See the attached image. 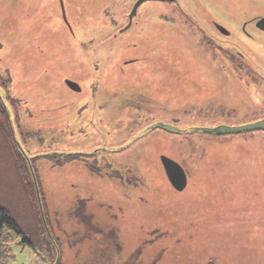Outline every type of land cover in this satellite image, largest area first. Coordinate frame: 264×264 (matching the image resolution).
Segmentation results:
<instances>
[{
	"label": "rangeland",
	"instance_id": "1",
	"mask_svg": "<svg viewBox=\"0 0 264 264\" xmlns=\"http://www.w3.org/2000/svg\"><path fill=\"white\" fill-rule=\"evenodd\" d=\"M136 1L63 0L69 34L59 0H0V91L7 106L0 206L21 229L35 231L9 136L37 179L60 264H264V132L217 137L150 129L239 127L264 117V86L257 85L264 34L254 33L255 42L240 35V21L258 14L260 3L146 1L132 26L118 32ZM216 16L232 32L217 42L248 61L241 72L221 66L210 51L206 27ZM252 71L258 81L246 77ZM95 147L124 149L98 157L116 176L90 175L92 161L62 157ZM161 156L187 172L182 192L171 190ZM86 225L114 239L107 250L84 249ZM30 240L29 233L6 230L0 262L50 264Z\"/></svg>",
	"mask_w": 264,
	"mask_h": 264
},
{
	"label": "flooded vegetation",
	"instance_id": "2",
	"mask_svg": "<svg viewBox=\"0 0 264 264\" xmlns=\"http://www.w3.org/2000/svg\"><path fill=\"white\" fill-rule=\"evenodd\" d=\"M178 1L179 0H176V2H173V3H178ZM209 1L213 2V0H209ZM253 1H257V2L260 3L259 13L256 14V15H251L250 17L244 18L243 20L240 21V22H242L241 23V28H240V35L242 33L241 37H243V38H245V39H247V40H249L251 42H255L254 41L255 40L254 33L262 34V35L264 34L261 30H259L256 27L257 22H259L261 20H264V14L260 15V13H264V0H253ZM63 5H64V2H63ZM59 7H60V2H59ZM60 13H61V8H60ZM236 13H237V11L235 12V14ZM60 19H61V22L65 24V26H66L65 28L68 31V33L71 34L72 33L71 26H70V24L68 22L67 17H66V19H67V22H68L70 28L65 23V21L63 19V16H62V13H61ZM213 19H216V20H212L210 22V27L207 25L208 28L206 27V29L210 32V34H211V36L213 38V41L212 42H208V45L210 47V51L217 53V55H213V57L215 58L216 62L219 63L221 66H224V65H229L230 66V64H233L234 66H237V67L240 66V67H244L245 68V66L248 64V61L243 60L245 58V56L243 55L242 52L238 53V52H234L232 50L227 51L226 48H223V46L220 45L217 42V40L215 39L216 36L220 37V38L231 37L232 36V32H230L226 27H224L220 23H218L217 16H216V18H213ZM126 25H124L121 28H119L118 32L121 31ZM226 45L231 46L230 41L227 40L226 41ZM229 48L232 49V47H229ZM132 61H133V59L132 60L129 59V60L124 61V63H126V62L130 63ZM252 73L253 74H250V75L246 74L247 75L246 77L257 81L259 79L258 75L255 74L254 72H252ZM236 76L238 77V79L239 78L242 79V77H241L242 75L238 74ZM123 150H124L123 148L119 149V150H113V149H108V148H105V147H95L93 149H90L88 153L77 152L75 154H68L67 156H62V157H66V158L67 157L68 158L69 157H78V158H80V160H86L88 162L92 161L93 164H88L89 165V169H91V171L87 168L86 163H88V162L83 163L85 165V167L89 170L88 172H89L90 175L98 176V174L102 173L101 171H104L106 173H110V174L115 175V173H119V172L116 171V169H114V167L112 165L108 164L107 162H105L103 160H99L98 161V157L99 156L105 157L108 154L117 153L119 151L121 152ZM186 175H187V186H188L190 179L188 177L187 172H186ZM114 178H116V177H114ZM170 188H171L172 191L174 190L171 186H170ZM82 214H83V212L81 211L80 215L82 216ZM50 223L52 225V222H50ZM90 223H94V222H89L87 224H90ZM100 230L103 231V228L97 229V228H94L93 225H86L84 227L82 235L79 237V240L80 239H84L85 240L84 243H86V244H85V248L84 249L90 248L92 246H99V244L102 243V239H104V238L100 237L99 234L97 235V233H99ZM87 233H89L90 236L86 235ZM93 236L96 237L95 238V239H97L96 241L94 239H88V238H93ZM103 249L106 250V247L103 248Z\"/></svg>",
	"mask_w": 264,
	"mask_h": 264
},
{
	"label": "water",
	"instance_id": "3",
	"mask_svg": "<svg viewBox=\"0 0 264 264\" xmlns=\"http://www.w3.org/2000/svg\"><path fill=\"white\" fill-rule=\"evenodd\" d=\"M146 1L147 2L148 1H157V2H161V3L176 2V0H137L136 3L133 5L132 10L128 16L129 22H128L127 26L123 30H121L120 33H122L123 31H125L126 29H128L131 26L133 18L137 15L138 8L141 6L142 3L146 2ZM59 2H60V6H61V13H62L63 19H64L65 23L67 24V26L70 28V26L67 22V19L65 18V10H64V6H63V1L59 0ZM256 27L264 33V20L257 22ZM66 86L73 92H76V93L80 92L79 86L75 83L66 81ZM0 103L3 107V110H4L5 115H6L7 106H5V104H4V100L2 97L1 91H0ZM150 129L151 130L161 129V130H164L170 134H175V135L186 134V133L196 131V132H201V133L206 134V135H215L217 137H222V136L239 135V134H245V133H250V132L264 131V118L260 119L258 121H255L253 123H250V124H247L244 126H239V127H229V126L219 125L215 128H201V129L189 128L186 130H178V129L170 126V125L154 124L153 126L150 127ZM16 146L19 149L20 155L22 156L24 161L26 163H29L27 161V157L25 156L22 149L19 148L18 145H16ZM160 163L162 165L163 171H164L166 178L169 181L171 187L177 192H182L187 186V177H186V174H185L184 170L182 169V167L178 163H176L175 161H173L167 157H162V156L160 157ZM30 172L32 173L33 171L31 170ZM32 174H34V172ZM32 178L34 180V184H35V188H36L37 201H38V206H39L40 212H41L43 228L47 232V234H49L47 224L44 220V214H43V211L41 209V199L39 196V188H38V185L36 182V178H35V176H33ZM56 251H57V257H56L54 264H59V261H60L59 255L60 254H59V251L57 249H56Z\"/></svg>",
	"mask_w": 264,
	"mask_h": 264
},
{
	"label": "trees",
	"instance_id": "4",
	"mask_svg": "<svg viewBox=\"0 0 264 264\" xmlns=\"http://www.w3.org/2000/svg\"><path fill=\"white\" fill-rule=\"evenodd\" d=\"M233 67L235 70L240 71V72L243 69H245L244 67H240V66L237 67V66L233 65ZM0 81H2L1 77H0ZM0 85L2 87L4 86V84L2 82H0ZM257 85L259 87H263L264 81L259 80L257 82ZM5 119H6V117L4 115V112L2 111V107L0 104V122L3 123L4 127L6 124ZM186 134H189V133H186ZM7 139L10 143L11 148H12L11 154L15 160L16 166L18 167L21 184L23 185V187L25 189L28 202L31 204V208L34 212L35 220L37 221V227H36L35 231L32 229V227H30L31 229L24 231L17 224V222H15L13 220L10 213L6 209H4L3 207L0 206V248L2 247V238H3V234L6 230L11 231L12 233H14L16 235H21V236L29 233V235L31 236V240L28 243L26 241L25 242L35 251L39 250V252L50 262V264H54L56 257H57L56 249L58 250V246H55V245L53 246V243L51 242L52 225L47 220L46 224H47L48 231H49V234H47V232L43 228V223L41 222V220H42L40 217L41 212H40V208L38 206L34 180L31 177V175H29V169L25 165L26 162L24 161L22 156L18 154V151L15 150V148L12 146V142H10L9 136L7 137ZM36 182H37V179H36ZM39 196L41 199V209L43 211L45 218L47 219V215L45 214L46 207L44 205V201H43V198H42V195L40 192H39ZM112 240H114V239L110 238V239H107V241L102 239V243L99 244V249L105 251V249H103V248L106 247V250H107L108 244L111 243ZM0 255H1V251H0ZM0 264H2V263L0 262ZM104 264H106V263H104ZM125 264H134V263L132 261H128Z\"/></svg>",
	"mask_w": 264,
	"mask_h": 264
}]
</instances>
